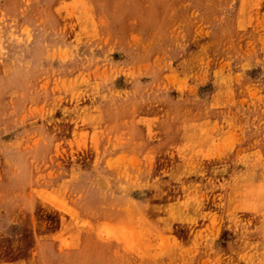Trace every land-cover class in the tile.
<instances>
[{"label":"rangeland","instance_id":"1","mask_svg":"<svg viewBox=\"0 0 264 264\" xmlns=\"http://www.w3.org/2000/svg\"><path fill=\"white\" fill-rule=\"evenodd\" d=\"M0 264H264V0H0Z\"/></svg>","mask_w":264,"mask_h":264},{"label":"bare ground","instance_id":"2","mask_svg":"<svg viewBox=\"0 0 264 264\" xmlns=\"http://www.w3.org/2000/svg\"><path fill=\"white\" fill-rule=\"evenodd\" d=\"M96 167V166H95ZM95 176V175H94ZM226 202V201H225ZM108 225V224H107ZM110 225V224H109ZM128 228V227H127ZM129 228H131V227H129ZM149 234V233H148ZM147 236V235H146ZM145 238H147V237H145ZM242 241V240H241ZM235 247V246H234ZM235 250V249H234ZM160 253V252H159ZM146 255V254H145ZM150 256H151V254H150ZM153 256V255H152ZM157 257V256H156Z\"/></svg>","mask_w":264,"mask_h":264}]
</instances>
